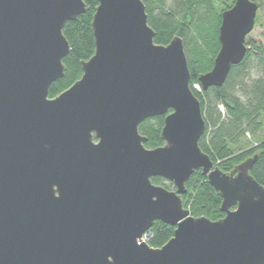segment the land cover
<instances>
[{
    "label": "water",
    "instance_id": "1",
    "mask_svg": "<svg viewBox=\"0 0 264 264\" xmlns=\"http://www.w3.org/2000/svg\"><path fill=\"white\" fill-rule=\"evenodd\" d=\"M85 10L82 0H0V264H264L255 158L223 173L200 151L205 124L182 40L154 44L142 0H98L93 56L48 98L69 53L63 27ZM257 12L234 0L221 14L203 91L241 63ZM157 117L163 145L146 149L138 127ZM198 170L221 199L219 221L183 208ZM154 222L175 228L160 249L143 241Z\"/></svg>",
    "mask_w": 264,
    "mask_h": 264
},
{
    "label": "trees",
    "instance_id": "2",
    "mask_svg": "<svg viewBox=\"0 0 264 264\" xmlns=\"http://www.w3.org/2000/svg\"><path fill=\"white\" fill-rule=\"evenodd\" d=\"M253 2L256 0H252ZM86 6L84 14L67 22L62 34L69 46L68 55L62 60L63 77L48 90V98L57 97L70 88L82 76L81 64L94 54L92 18L98 0H82ZM234 0H142L148 26L155 36L154 44L167 46L179 37L190 75L189 87L200 105L205 131L198 147L207 155L213 166L223 173L255 158L250 176L264 187V42L254 43L248 37L246 53L240 64L232 67L225 83L219 88L201 89L198 79L212 68L219 51L218 30L221 14L228 10ZM258 17L263 5L260 0ZM255 72V77L251 72ZM199 85L200 91L193 86ZM222 110H221V109ZM164 117L147 119L138 127L140 136L146 139V149L163 145L160 139ZM151 183L167 191H174L172 184L152 178ZM185 195L181 196L183 208L189 216L206 218L216 222L224 217L220 212L221 199L208 183L201 171H194L185 184ZM174 227L154 222L148 233L147 244L160 249L174 234Z\"/></svg>",
    "mask_w": 264,
    "mask_h": 264
},
{
    "label": "rangeland",
    "instance_id": "3",
    "mask_svg": "<svg viewBox=\"0 0 264 264\" xmlns=\"http://www.w3.org/2000/svg\"><path fill=\"white\" fill-rule=\"evenodd\" d=\"M258 0L254 1L255 3ZM263 8L262 11H260L259 13V17H260V21L259 23L254 27V30L252 31V33L249 35L248 39L250 41H253L255 44L256 43H263L264 42V0H260ZM258 17V13L256 18ZM251 76L255 77V72H251Z\"/></svg>",
    "mask_w": 264,
    "mask_h": 264
},
{
    "label": "built area",
    "instance_id": "4",
    "mask_svg": "<svg viewBox=\"0 0 264 264\" xmlns=\"http://www.w3.org/2000/svg\"><path fill=\"white\" fill-rule=\"evenodd\" d=\"M193 88H194V90H196V91H200V86H199V85H194ZM220 109H221V108H220ZM221 110H222V109H221ZM147 240H148V235H147L146 238L143 237V241L146 242Z\"/></svg>",
    "mask_w": 264,
    "mask_h": 264
},
{
    "label": "flooded vegetation",
    "instance_id": "5",
    "mask_svg": "<svg viewBox=\"0 0 264 264\" xmlns=\"http://www.w3.org/2000/svg\"><path fill=\"white\" fill-rule=\"evenodd\" d=\"M258 13V12H257Z\"/></svg>",
    "mask_w": 264,
    "mask_h": 264
}]
</instances>
